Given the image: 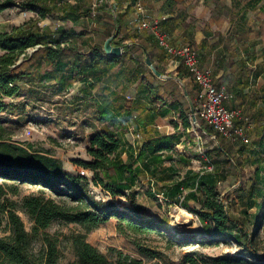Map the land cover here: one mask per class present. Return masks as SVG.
<instances>
[{"label":"trees","instance_id":"1","mask_svg":"<svg viewBox=\"0 0 264 264\" xmlns=\"http://www.w3.org/2000/svg\"><path fill=\"white\" fill-rule=\"evenodd\" d=\"M111 1L113 4L109 9L106 8L107 2L94 9L86 0H79L76 4L68 0H0V15L13 8L38 15L11 32H0V50L4 52L0 56V114L8 111L5 99L20 96V83L24 80L38 82L41 88H54L57 93H67L75 84L81 83V95L74 98V103L89 98L96 101L99 121L112 128L109 132L91 136L87 150L91 161H78L77 165L93 174L96 187L113 199L124 198L129 204L122 209L115 202L97 200L86 178L66 172L63 163L55 157L30 153L22 148L5 151L6 154H0V179L43 187L63 202L44 196H29L21 204L6 207L1 205L0 193V213H7L11 232L8 237L0 238V264H59L58 241L46 233L58 221L76 224L83 229L71 238L76 257L71 264H143L117 250L110 251L115 254V260H112L91 245L87 238L112 219H118V230L123 235L126 230L136 235L154 232L164 235V225L157 223L138 203L136 188L144 178L150 184L148 197L162 196L168 203L195 215L204 234L210 238L209 243L232 241L240 248L242 257L223 259L222 264H264L255 247L256 232H251L247 226V223L260 225L258 215L264 207L261 168L255 171L256 183L249 181L234 190L235 199L229 193L222 196L219 191L221 184L239 178L247 166L261 164L260 157L264 155V123L260 125L264 121V85L257 88L259 80L264 79V48L257 50L256 42L257 38L264 36V27L260 25L253 30L250 19L251 13L264 14L263 0H205L212 13L210 21L225 18L229 24L224 56L220 59V55L217 56L218 68L225 70L222 78L225 87L235 95L232 108L244 112L247 109L248 113H245L256 121L252 131L255 139L252 142L249 132L251 144L242 140L231 143L206 125L205 132L215 136L218 144L206 150L204 156H195L204 170L188 169L184 176L174 163L167 166V162L178 158L177 163L190 167L193 160L176 152L177 145L188 134L163 135L154 128L156 117L164 114L156 106L161 98L151 81L157 78L143 60V56H148L163 74V67L171 57L159 47L155 36L139 27L132 29L126 23L136 12L137 0ZM158 1L163 4L156 19L169 44L189 46L199 51L202 59L203 50L209 46L208 37L213 35L210 34L213 21L204 29L209 35L197 44L193 35L195 27L188 22L197 3L194 0H141V3L147 11L153 2L155 5ZM125 4L127 8L121 11ZM164 15L168 17L163 19ZM50 17L72 26L57 30L42 27L40 23ZM147 18L151 19L148 15ZM142 21L139 15L136 23L140 25ZM190 28H193L192 32ZM216 36L218 41L212 46L214 48L223 42L222 34ZM109 38H114V46L123 48L122 56L106 55L104 44ZM126 41L131 44H125ZM30 50L36 51L29 56ZM260 54L263 62L258 64ZM20 61L22 63L18 65ZM178 76L192 78L183 64L178 68ZM134 86L139 96L147 98L129 99L126 94ZM95 91L99 93L97 99ZM177 92L174 85L170 94L174 103L168 106L180 113L184 128L189 129L185 104L181 102L184 95ZM197 94L196 85L188 96L193 101ZM130 129L138 135L142 132L145 143L141 149L123 139L124 132ZM257 147L262 154L255 152ZM252 209L258 214L254 219L249 214ZM18 210L33 223L31 232L27 231ZM177 242L187 245L195 244L197 240L195 236L184 234ZM36 244L40 245L39 249Z\"/></svg>","mask_w":264,"mask_h":264},{"label":"rangeland","instance_id":"2","mask_svg":"<svg viewBox=\"0 0 264 264\" xmlns=\"http://www.w3.org/2000/svg\"><path fill=\"white\" fill-rule=\"evenodd\" d=\"M90 2L95 5L97 0L88 1V3ZM107 6L106 8L109 9L111 5ZM36 18H38L36 13L21 8L6 10L0 15V32H11L13 28L22 26ZM250 19L253 30H257L260 25L264 27V14L251 13ZM212 21L213 25L211 27L214 30H229V28H225V22H227L225 18H213ZM40 25L42 27L49 26L52 30L72 26L71 23H63L53 17L45 19ZM256 42H258L257 50L261 51L264 48V36L257 38ZM127 43L131 44L130 41H126L125 44ZM3 54L4 52L0 50V56ZM32 54L33 50L28 51L29 56ZM262 62L263 58L260 54L257 63ZM187 84H190L189 81ZM263 85L264 79H260L257 88L260 89ZM20 86V96L17 99H5L8 111L0 114V154H6L5 151L12 148H22L30 153L39 152L55 157L63 163L66 172L86 178L90 191L97 200L107 203L115 202L122 209L129 206L124 198L113 199L101 188L96 187L93 183V174L77 165L78 161H91L87 153L91 136L98 132H109L112 128L110 125L99 121L96 101L89 98L74 103V98L81 95L82 84H75L67 93H57L54 88H41L40 84L35 81L24 80L23 83H20ZM94 96L96 99L99 98V93L95 91ZM259 106H262V103H259ZM245 112L248 113V110L246 109ZM186 114L189 121L190 107L186 108ZM253 121L256 124L254 119ZM170 122V119L166 121L167 125H170ZM180 122L183 121L180 120ZM263 123L264 121H261L260 125H263ZM172 124L175 125L176 122L174 121ZM199 125L200 128L205 129L206 125L201 120H199ZM174 129V126H168L165 132L171 133L174 132ZM131 132V130L125 131L122 136L124 140L133 143L136 142L135 138L137 137L136 134L133 136ZM180 132H187L188 135L176 147V152L177 154L187 155L193 161L189 168L185 164L177 163L178 158L167 162V165L174 163L182 171L183 176L188 169L204 170L201 162L195 160V156L197 154L201 155L199 153L201 147L205 152L213 145H217V138L210 136L205 130L203 132V129L193 131L191 126L186 129L183 125ZM250 136L253 142L255 139L254 132H251ZM139 139H141V143L145 140L144 137ZM255 152L262 154L263 151L257 147ZM124 158L126 159V156ZM260 161L261 164L259 165L247 166L239 178L234 177L229 182L221 184L219 191L222 196L229 193L231 198L235 199L234 190L240 184L246 185L249 181L253 183L258 181L254 174L259 168L262 170L261 175L264 176V155L260 157ZM149 189L150 184L144 178L136 188L139 193L138 203L147 209L157 223L164 225V235L157 232L136 235L128 230L123 235L118 230V219H112L89 234L87 241L112 260H115V254L110 251L117 250L132 259L141 260L143 264H222L221 260L223 259L243 256L240 248L232 241H212L213 243H209L210 238L204 234L202 226L195 215L191 213L193 221H190L186 218L181 206L168 203L162 196L149 198L147 195ZM0 193H2L1 205L3 204L6 207H10L13 203L21 204L23 199L29 196H44L46 199H53L58 203L63 202L43 187L5 179H0ZM231 212L238 217L234 209H231ZM17 214L23 220L27 231L31 232L33 223L29 217L20 210ZM249 214L253 219L258 215L256 209L250 210ZM258 216L260 219L259 226L258 223L256 225L247 223V226L251 232H256L255 247L259 258L264 260V214L262 211ZM81 232H83L81 226L65 224L60 221L53 223L46 231L49 236L58 241L59 264H71L76 261L71 238ZM10 234L8 215L2 212L0 213V238L8 237ZM184 234L195 236L197 243L187 245L178 243L177 241ZM201 240L205 241L201 242ZM39 246V244H36V249H39ZM252 262L257 263L256 260ZM228 264L235 263L229 262Z\"/></svg>","mask_w":264,"mask_h":264},{"label":"built area","instance_id":"3","mask_svg":"<svg viewBox=\"0 0 264 264\" xmlns=\"http://www.w3.org/2000/svg\"><path fill=\"white\" fill-rule=\"evenodd\" d=\"M113 4L111 0H98L93 8H98L102 3ZM135 10L143 18L139 28L156 37L159 47L168 54L172 60H179L189 71L194 83L198 87V94L189 114V124L193 131L200 130L199 120H203L207 126L212 127L221 138L235 143L242 140L245 144H251L249 132L255 128L253 119L243 109H235L228 106L235 100V95L225 87L218 88L213 81L212 71L203 70L201 67V55L199 51L189 46H172L159 29L157 19H148L147 11L141 0H137ZM96 14V12H94ZM34 51V50H33ZM168 79V77H164ZM186 92V87L180 85ZM216 138L215 136H213ZM202 138V137H201ZM199 153L204 156L202 147ZM264 214V207L262 210Z\"/></svg>","mask_w":264,"mask_h":264},{"label":"crops","instance_id":"4","mask_svg":"<svg viewBox=\"0 0 264 264\" xmlns=\"http://www.w3.org/2000/svg\"><path fill=\"white\" fill-rule=\"evenodd\" d=\"M78 1L79 0H73L70 2L72 4H76ZM86 1L88 3V1H91V0H86ZM194 2L197 3V7L191 13V17H190L188 22L190 23V25L192 24L193 28L195 27L193 30L194 31L193 35L195 37L196 43L200 44L209 35L204 31V29L206 28V26H209V23H210L209 21L212 18V13H211V9L205 5V0H194ZM88 4L94 5V3H91V2ZM153 4H154V2H153ZM153 4H152V8L147 10V15L151 19H156L157 17H159V10H160L163 2L158 1L157 3H155V5H153ZM126 8H127V4H125L121 8V11H124ZM138 17H139V15L135 12L130 16L129 19L126 20V23L131 25L132 29H137L139 27L138 23H136V20ZM167 17H168V15H164L163 19H166ZM225 23H226L225 28L228 29L229 24H228V22H225ZM193 28H190V31ZM210 31H211L210 34H213V35L208 37L209 46L205 50H203V58L201 59V67L203 70H208V69L211 70L212 76L214 79L213 80L214 84L217 83V85L221 86L220 88H222V87H225L224 80L222 79L224 74H225V70L218 68L219 61L217 59V56H218V54L220 55L219 59L223 58L222 56H224V54H223V48H224V44H225L224 41L227 38V33H228L227 31L228 30H225V31L214 30V28L211 27ZM217 33L223 35V42L219 43V46L214 48L212 46L215 45L218 41V36H216ZM128 45H130V44H128ZM146 57L147 56H143L144 61H146ZM153 64L157 68V63H153ZM180 64H182V63L179 60H172L171 59L168 62V64L163 67L164 68L163 74L161 73L162 77L158 78L156 76L157 79H151L154 87L157 89L158 96L161 98V100L158 101L156 106L158 107L159 111L164 114L163 117L162 116L156 117L154 128H156V130L163 135H170V134H174V133L182 134L180 132V129H182L183 125H184L183 122L182 123L180 122V120H182L180 113L175 112L173 109L169 108V106H171L174 103V99L170 96L173 86L175 85L178 89V92L180 91L181 94L184 95V99L181 101L182 103L185 104L184 110H186L187 107H190V110H191L193 104L195 103V99H196V97H195L192 101L190 99V97L188 96V93H192L194 86H196L193 79L192 78H180L178 76V68H179ZM149 71L151 72L150 69H149ZM227 73H228V71H227ZM164 77H168V79H166ZM172 81L174 82V84L172 83ZM188 81L190 84H187ZM182 83L186 87V92H182L180 87H179V84L182 85ZM178 92H177V94H178ZM126 96L129 99H136V98H140V97L147 98L146 96H139L136 86L131 88L127 92ZM148 104L150 105V103H148ZM234 104H235V102L233 101L232 103H229L228 106L232 108L234 106ZM133 115L137 116L136 113H134ZM169 119L171 122H170V125L169 124L167 125L166 121H168ZM174 121L176 122L175 125L172 124ZM201 121L204 123L203 120H201ZM180 123L182 124V126ZM168 126H174V128H175L174 132H171V133L165 132V129ZM201 129H203V132H204V128L201 127ZM130 130L132 131L131 133L134 136L135 133H134L133 129H130ZM136 137H137V138H135L136 142L132 143L129 140H128V142L130 145H132L136 149H141L143 147V144L145 143V140H143V142L141 143L140 142L141 139H139L141 137H144L142 135V132L139 133V135L136 134ZM125 141H127V140H125Z\"/></svg>","mask_w":264,"mask_h":264},{"label":"water","instance_id":"5","mask_svg":"<svg viewBox=\"0 0 264 264\" xmlns=\"http://www.w3.org/2000/svg\"><path fill=\"white\" fill-rule=\"evenodd\" d=\"M114 38H109L105 44H104V52L106 53L107 56L110 57H119L122 56V54L124 53V50L122 47H114L112 42H113ZM37 50V49H36ZM36 50H34L33 52H35ZM22 63V61H20L18 63V65H20ZM146 65L148 66V68L151 70V72L157 76L158 78L162 77V74L157 70V68L154 66V64L151 62L150 58L147 56L146 57V61H145Z\"/></svg>","mask_w":264,"mask_h":264},{"label":"bare ground","instance_id":"6","mask_svg":"<svg viewBox=\"0 0 264 264\" xmlns=\"http://www.w3.org/2000/svg\"><path fill=\"white\" fill-rule=\"evenodd\" d=\"M181 210V209H180ZM183 213L186 215V218L188 219V220H192V214L191 213H188L185 209H183ZM193 221V220H192Z\"/></svg>","mask_w":264,"mask_h":264}]
</instances>
